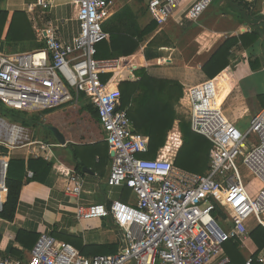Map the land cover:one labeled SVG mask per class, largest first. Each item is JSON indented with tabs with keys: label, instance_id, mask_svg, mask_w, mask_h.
Returning a JSON list of instances; mask_svg holds the SVG:
<instances>
[{
	"label": "built area",
	"instance_id": "obj_1",
	"mask_svg": "<svg viewBox=\"0 0 264 264\" xmlns=\"http://www.w3.org/2000/svg\"><path fill=\"white\" fill-rule=\"evenodd\" d=\"M55 1L37 0L29 11L33 14L37 6L46 10ZM67 1L77 9L79 23V34L72 42L36 25L39 41L44 42L41 48L9 52L3 49L0 38V101L9 109L32 113L77 105L85 95L96 107L107 133L105 141L114 153L107 184L127 187L134 202L112 200L86 206L80 202L82 177L64 167L61 173L68 181L67 191L78 198L76 218H108L123 234L118 252L86 256L52 234L42 233L27 262L0 255V264H229L230 258L222 257L224 245L246 239L247 223L253 217L264 226V109L252 117L246 131L241 130L225 116L217 81L206 79L188 88V114L192 130L212 143L208 172L200 174L177 166L174 152L163 149L157 158L143 156L149 151V138L133 129L122 104L121 80L115 76L107 79L125 62L119 57L97 56L98 45L109 38L104 24L112 0ZM182 3L149 0L148 11L163 26ZM212 3L195 0L183 17L196 22ZM131 66L132 74L135 66ZM172 136L170 140H176L180 147L179 131L173 130ZM0 145L12 152L26 151L27 160L52 161L54 148L61 144L34 136L30 127L0 114ZM7 158L0 213L9 192L6 181L11 159ZM239 159L252 176L247 183L239 170ZM258 261L264 264V259ZM253 262L249 257L247 264Z\"/></svg>",
	"mask_w": 264,
	"mask_h": 264
},
{
	"label": "crops",
	"instance_id": "obj_2",
	"mask_svg": "<svg viewBox=\"0 0 264 264\" xmlns=\"http://www.w3.org/2000/svg\"><path fill=\"white\" fill-rule=\"evenodd\" d=\"M148 1L112 0L108 20L116 12L129 5L139 13L140 24L144 18L149 20L144 26L141 24L145 28L154 20L148 11ZM194 1L183 0L167 24L163 26L157 24L156 30L146 36L142 42L141 51L138 50L130 56H118L123 59L125 66L116 73L108 74L107 79L114 76L120 79L121 90L123 82L140 81L142 76L137 71L146 69L151 77L158 80L177 81L188 91L189 87L209 79L203 71V65L226 39L256 32L259 34L258 40L247 48L235 47L230 57V65L214 78L219 85V90L221 89L219 102H223L225 116L241 130L246 131L250 126L252 117L264 109V0H245L252 5L253 12L250 13L252 15L250 19L245 18L243 10L236 7L230 0H213L201 19L192 22L186 20L183 13ZM36 3L37 0H5L3 7L11 14L19 10L27 13L37 42L44 43L39 41L35 25L46 30H52L62 41L72 42L79 34L77 9L74 5L67 0H56L46 10L37 6L31 14L29 7ZM188 22H190V27L194 26V23H199L201 28L196 36V41L203 38L201 46L192 52V54L195 53L193 56L185 58L179 47L175 49L174 45L170 49L149 47V43L156 36L162 35L163 32L173 43L177 37L173 30L179 28L181 35L182 29H188ZM131 63L135 66L132 74ZM88 105H92L96 109L87 100L85 102L80 101L77 105H66L49 110L47 114L43 115L45 125L57 127L65 136L66 143L61 144L57 141L51 131L52 137L45 134L44 137L37 136L45 141L61 145L54 148V158L49 161L53 163L52 171L46 181L24 182L14 219L9 221L1 218V256L23 262L29 260L30 251L33 248H26L12 236L16 235L20 229L38 235L42 233L52 234L57 240L66 242L78 250L82 245L106 246V248L95 249V253L87 256L99 255L96 254L99 251L101 253L106 252L103 253L106 255L118 252L123 240L122 231L114 226L111 221L107 222L103 219L78 220L76 218L78 198L67 191L68 181L66 176L61 173L62 168L68 167L82 177L83 186L80 202L86 206L96 203L109 204L112 200L134 202L132 199L129 200L131 197L130 189L125 186L110 187L107 184L112 166L111 150L105 141L107 133L99 121V115L97 117L93 115L89 108L83 109ZM86 122L90 123L91 126L85 125ZM31 130L34 133L33 128ZM178 131L182 137L181 129ZM20 152L25 153L24 155L27 154L26 151ZM6 159L8 162V158L5 157V163ZM25 160L27 159L25 158ZM30 171H27V178L33 177V175H29ZM31 172L33 173V171ZM67 216L76 221L77 224L72 223L69 219L66 220ZM89 220L97 224L95 227L97 228L95 230H99L97 235H91L94 231L87 234L84 222ZM257 224H260L257 220L255 223L249 220L247 223L249 231ZM239 242L240 249L248 260L257 250V247L249 236ZM226 244L222 257L225 255L229 257ZM112 246L117 248V252H110ZM14 250L19 253L15 255ZM256 259L257 261L264 259V250L259 253Z\"/></svg>",
	"mask_w": 264,
	"mask_h": 264
},
{
	"label": "trees",
	"instance_id": "obj_3",
	"mask_svg": "<svg viewBox=\"0 0 264 264\" xmlns=\"http://www.w3.org/2000/svg\"><path fill=\"white\" fill-rule=\"evenodd\" d=\"M236 7L243 10L245 18L250 19L252 5L245 0H230ZM5 0H0V38L4 50H18L26 47L41 48L44 43L36 41L32 24L25 11H15L12 14L2 6ZM139 13L127 5L116 12L104 24V29L109 33L108 40L98 45V57L110 58L118 56H130L139 50L145 37L157 28L156 21H151L143 28L139 22ZM256 32L226 39L216 52L203 65V71L209 78L214 79L230 65L232 51L237 46L245 48L251 46L258 40ZM150 48L172 47L171 41L163 33L156 36L150 43ZM141 80L137 82H123L121 85L122 104L127 108L133 127L136 132H141L149 138V151L143 156L157 158L159 149L174 152V162L177 166L195 173L204 174L209 169L210 150L212 143L204 136L195 133L191 128L190 120L179 114L178 107L181 105L189 110L191 104L188 91L177 81L158 80L151 77L146 69L137 71ZM113 87V86H111ZM81 101H87L85 95H81ZM98 116V111L88 105L83 109ZM43 112H28L23 110L9 109L0 101V114L9 117L11 121L23 124L33 129L44 127ZM181 129L183 142L179 148L177 141L167 138L169 130ZM51 134V133H50ZM4 147L0 146V149ZM4 157V156H3ZM171 159V155H168ZM7 162V159H6ZM6 165V164H5ZM53 163L43 158L30 157L28 160L14 157L10 160L7 173L8 196L4 203L0 217L12 221L15 217L16 208L23 183L26 181L45 182L52 171ZM33 171V177L27 178V171ZM127 188V187H126ZM222 214V212H220ZM17 242L26 248L32 249L40 235L20 229L16 235H12ZM249 237L255 243L257 250L252 254L254 262L257 261L259 253L264 250V226L257 224L249 231ZM2 237L0 236V243ZM240 239L228 241L226 250L230 257L229 264H246L247 256L240 249ZM106 246H84L79 250L84 255H92L95 249ZM109 249V248H108ZM16 255L17 251H13ZM110 252H117V248L110 247ZM7 256V254H6Z\"/></svg>",
	"mask_w": 264,
	"mask_h": 264
},
{
	"label": "rangeland",
	"instance_id": "obj_4",
	"mask_svg": "<svg viewBox=\"0 0 264 264\" xmlns=\"http://www.w3.org/2000/svg\"><path fill=\"white\" fill-rule=\"evenodd\" d=\"M2 6H5L4 2L2 3ZM135 6H136V3H135ZM147 22H149V20H147V19L144 18V20L142 19V23L141 24L144 26ZM194 24H195L194 26L190 27V22H188V24H187V26H189L188 29L187 30L182 29L183 32H182L181 35H180V32L181 31H179V28H176L175 31L173 30V32H175V34L177 35V37L174 40V42L171 43L172 47H163V48L170 49V48H173V45H174L175 46V49H177V47H179V49L182 51L181 53L183 54V56L185 58H189V57L193 56L195 53L192 54V52L193 51H196L201 46V42H203V38H201V39H199V40L196 41V36L200 32L199 30H200L201 27H200L199 23H197V24L194 23ZM183 27H185V26H183ZM31 49H33V48L26 47L24 49H20L19 48L18 50H9L8 49V51L9 52H17V51H26V50H31ZM139 50L141 51V48ZM166 52H168V51H166ZM167 64H165V65H167ZM178 111H179V114H181L183 116H186L187 119L189 120V114H188V110L187 109L182 108V107H178ZM5 118L7 120H10L9 117H5ZM86 124H88V123L86 122L85 125ZM89 124L87 126H91ZM33 131H34V133H33L34 136L44 137V134H45V135H48V136L52 137L50 135V133L44 127H41L40 129H33ZM139 133H141V132H139ZM172 133H173V130L172 129L169 130V132L167 134V138L172 139V137H173L172 136ZM141 134H143V133H141ZM247 145L249 147L250 146V143H247ZM0 146H2V145H0ZM2 147H4V146H2ZM0 154L6 155L7 157H10V159H12L14 157H21V158L23 157V158H25V155H24L25 153H22L20 151L19 152L18 151H16V152L13 151L12 152L9 148H6V147H4L3 149H0ZM238 162H239L238 163L239 170H240L242 176L244 177L245 183H247L249 180H252V176H251L250 172L248 171V169L246 168V166L242 163V160L239 159ZM133 198H134V195L131 193V197L129 198V200H131V199L133 200ZM66 218H67L66 220H68L70 217L67 216ZM69 220H71V219H69ZM103 220H105L107 222L110 221L109 219H103ZM251 221L253 223H255L256 222V219L253 217L251 219ZM71 222L74 223V224H77V223H75L76 221L71 220ZM84 224H85L84 226L86 228L85 230H86L87 234L90 233V232H92V231H94V232H92L91 235H93V234L97 235L99 233V230H95V229H97V228H95L97 224H95L92 220L85 221ZM221 224L223 225V227H225L224 224H223V222H221ZM103 253H106V252H103ZM103 253H101V251H99L96 254H103Z\"/></svg>",
	"mask_w": 264,
	"mask_h": 264
},
{
	"label": "water",
	"instance_id": "obj_5",
	"mask_svg": "<svg viewBox=\"0 0 264 264\" xmlns=\"http://www.w3.org/2000/svg\"><path fill=\"white\" fill-rule=\"evenodd\" d=\"M47 128L49 131H51V133L54 135V137L56 138L57 141H59L61 144L66 143L65 136L57 127H55L53 125H48ZM111 154L113 155L114 153L111 152Z\"/></svg>",
	"mask_w": 264,
	"mask_h": 264
},
{
	"label": "bare ground",
	"instance_id": "obj_6",
	"mask_svg": "<svg viewBox=\"0 0 264 264\" xmlns=\"http://www.w3.org/2000/svg\"><path fill=\"white\" fill-rule=\"evenodd\" d=\"M220 98V97H219ZM7 165V162L5 163V157L3 158L2 156L0 157V165H1V168H2V179H0V186L2 185L3 186V179H4V176H5V173H4V170L6 169V165ZM2 188V187H0ZM1 191V189H0ZM3 199H5V195L3 196ZM262 221H264V218H262Z\"/></svg>",
	"mask_w": 264,
	"mask_h": 264
}]
</instances>
